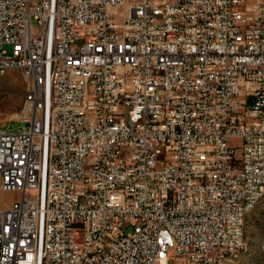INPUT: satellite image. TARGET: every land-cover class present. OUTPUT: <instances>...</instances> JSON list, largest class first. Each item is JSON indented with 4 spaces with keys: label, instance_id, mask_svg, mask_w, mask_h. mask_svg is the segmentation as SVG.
Returning a JSON list of instances; mask_svg holds the SVG:
<instances>
[{
    "label": "built area",
    "instance_id": "2783aa9c",
    "mask_svg": "<svg viewBox=\"0 0 264 264\" xmlns=\"http://www.w3.org/2000/svg\"><path fill=\"white\" fill-rule=\"evenodd\" d=\"M16 69L0 264L236 262L264 197V0H0Z\"/></svg>",
    "mask_w": 264,
    "mask_h": 264
},
{
    "label": "rangeland",
    "instance_id": "374dc122",
    "mask_svg": "<svg viewBox=\"0 0 264 264\" xmlns=\"http://www.w3.org/2000/svg\"><path fill=\"white\" fill-rule=\"evenodd\" d=\"M29 87V78L23 70H11L0 76V125L17 123L27 115ZM21 198L18 193L0 190V207L7 209ZM244 230L245 247L232 264H264V202L247 216ZM172 256L170 252L169 257Z\"/></svg>",
    "mask_w": 264,
    "mask_h": 264
},
{
    "label": "bare ground",
    "instance_id": "6f19581e",
    "mask_svg": "<svg viewBox=\"0 0 264 264\" xmlns=\"http://www.w3.org/2000/svg\"><path fill=\"white\" fill-rule=\"evenodd\" d=\"M5 74L6 73H0V76H3ZM27 104L29 106L31 105V89H30V87H29L28 96H27ZM263 202H264V197H259V199H254L253 200V206L248 207L247 216L252 211H254L259 205H261ZM247 216H246V218H247ZM246 218H245V221H246ZM245 221H244V227H245ZM242 246L243 247H237L235 249V257H237L238 253H240V251H242L245 247V232H244V237H242Z\"/></svg>",
    "mask_w": 264,
    "mask_h": 264
}]
</instances>
